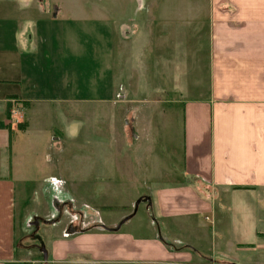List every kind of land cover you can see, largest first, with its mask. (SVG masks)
<instances>
[{
  "label": "crops",
  "instance_id": "obj_1",
  "mask_svg": "<svg viewBox=\"0 0 264 264\" xmlns=\"http://www.w3.org/2000/svg\"><path fill=\"white\" fill-rule=\"evenodd\" d=\"M161 6L162 1L142 0L136 8ZM44 7L41 0H0V264H264V0H185L166 7L189 10L190 26H200L195 37L202 45L191 53L184 97L177 91L171 55L161 53L164 46L169 48L168 32L155 30L170 22L137 14L130 27L136 30V46L132 43L129 57L134 59L136 83L156 92L155 104L180 109L181 161L169 159L166 168L161 148L156 164L148 166L149 150L141 143L146 139L137 131L135 161L94 164L93 185L131 180L146 186L148 192L137 193L136 199L149 200L140 203L152 218L153 233L123 231L132 223L129 213L117 220L99 215L91 229L70 224L39 249L16 237L13 177L25 152L11 138L30 132L36 109L51 112L50 105L77 102L72 94L66 98L65 86L54 76V55L48 52L49 33L43 25L49 22L35 20L49 15ZM53 9L56 20L62 8ZM108 36L104 69L117 94L129 87V59L113 47L116 39L122 47L126 44L122 33L117 37L110 29ZM162 90L179 98L163 100L167 91ZM147 116L138 120H176L166 112ZM66 125L73 132L74 124ZM125 128L123 136L128 135ZM63 136V131L53 134V146ZM33 249L44 250L46 261L43 255L35 257Z\"/></svg>",
  "mask_w": 264,
  "mask_h": 264
},
{
  "label": "rangeland",
  "instance_id": "obj_2",
  "mask_svg": "<svg viewBox=\"0 0 264 264\" xmlns=\"http://www.w3.org/2000/svg\"><path fill=\"white\" fill-rule=\"evenodd\" d=\"M41 1L46 5L43 11L49 15L40 18L34 16L37 22L46 19L45 22H49L43 25L47 29L46 33H49L48 52L54 55V76L61 86H65L66 98L72 94L71 98L77 102L72 105H50L51 112L44 108L39 109L38 113L36 109L30 132L25 136L19 132L11 138V143L25 152L13 177L16 183V237L24 238V245L43 249L59 238L61 231L70 224H74L78 230L91 229L99 215L101 218L117 220L126 213L133 215L132 223L122 227L123 231H133L139 236L152 235V218L146 212L145 204H138L136 210L134 207L138 200L136 194H146V186L144 188L142 184L131 183V180L109 184L98 182L93 185L92 166L114 164L117 161L134 162L137 150L135 136L141 130L142 140L146 139L141 143L149 150L148 166L157 162L155 158L161 148L167 157L164 159L166 161L162 159L163 166L169 167V159L179 164L183 131L181 111L179 108L170 110L167 104H155L158 97L156 92L152 88L142 89L140 84L137 85L136 69L132 64L134 59L129 58L130 47L136 46L133 43L136 30L133 28L137 14H144L146 18L151 15L156 21L162 18L166 19L165 23L170 22L164 24L160 21V26L157 25L155 30L156 33L158 30L168 32L169 48L164 46L161 53L171 55L177 67V91L184 97L187 94L185 87L189 84L186 71L191 64V53H197V48L202 45V41L195 37L200 26H190L189 10L166 8L171 4H183L185 0H157L162 1V6L153 10L137 9L138 1L142 0ZM58 6L62 8L63 14L53 20V8ZM196 12L200 17L201 11ZM117 21H124L120 24L122 31ZM110 29L117 37L122 33L120 39L126 44L122 47L119 39H116L113 47H116L114 50L125 52L123 59H129V72L125 73L129 87L119 92L116 90L117 94L112 89V79H108L104 69V54L110 45V42L107 44ZM161 59L167 58L162 56ZM119 64L117 61L115 75ZM162 91H167L162 94L163 100L179 98L178 94L170 90ZM144 100V103H138ZM161 112L175 115L176 120L171 123L138 120L144 114L150 118ZM68 121L74 124L73 132L66 125ZM124 128L128 135L123 136ZM58 131H63L64 136L56 147L53 146L52 135ZM103 170L104 167L100 172ZM153 173L154 169H149V176ZM149 187L153 189V186ZM32 253L38 259L43 255L37 249H33Z\"/></svg>",
  "mask_w": 264,
  "mask_h": 264
},
{
  "label": "water",
  "instance_id": "obj_3",
  "mask_svg": "<svg viewBox=\"0 0 264 264\" xmlns=\"http://www.w3.org/2000/svg\"><path fill=\"white\" fill-rule=\"evenodd\" d=\"M145 200H147V201H149L148 199H139V200H137L136 201V203H135V210H136V208H137V206H138V204L140 203V202H143V201H145ZM42 254H43V260H45L46 261V255H45V251L44 250H42Z\"/></svg>",
  "mask_w": 264,
  "mask_h": 264
}]
</instances>
